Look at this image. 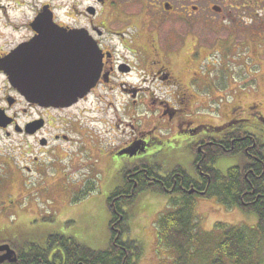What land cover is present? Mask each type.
<instances>
[{"label":"flooded vegetation","instance_id":"flooded-vegetation-1","mask_svg":"<svg viewBox=\"0 0 264 264\" xmlns=\"http://www.w3.org/2000/svg\"><path fill=\"white\" fill-rule=\"evenodd\" d=\"M252 41L264 54V0H0V137H20L18 161L3 160L25 181L68 173L80 182L94 178L87 169L93 175L134 154L145 159L125 177L139 190L144 170L161 169L184 134L198 178L184 170L196 184L182 189L198 194L216 143L214 123L202 121L203 78L215 86L204 67L249 71ZM93 61L94 86L61 104L76 74L91 77ZM241 121L216 126L232 132L231 149L245 139L234 131Z\"/></svg>","mask_w":264,"mask_h":264},{"label":"rangeland","instance_id":"rangeland-1","mask_svg":"<svg viewBox=\"0 0 264 264\" xmlns=\"http://www.w3.org/2000/svg\"><path fill=\"white\" fill-rule=\"evenodd\" d=\"M257 43L258 53L254 41L252 52L248 51L251 55L248 58L251 65L249 71L236 68L235 71L226 73L204 67L203 77L207 72V77L209 74L210 79L215 80V86L207 83L206 77L203 78L201 92L204 100L201 113L202 121H211L215 127L224 120L236 117L242 119L240 126L264 141V54L261 55L259 41ZM217 59L226 61L220 55L215 56V61ZM172 138L171 136L169 139ZM19 139V136L0 137V243H11L16 248L38 245L48 250L49 260H53L60 249L48 248V237L51 234L75 237L95 250L107 249L111 238L108 198L116 190L125 188V171L142 163L145 157L120 155L117 159L123 158L121 163L96 171L93 175L87 169L86 175L94 178L80 182H77L78 179H69L68 173L54 178V183L25 181L18 170L15 174L12 163L3 160L4 155H10L14 161H18L15 157L20 158L16 146ZM190 139L193 140L180 134V147L175 144L178 147L177 154L159 163L162 164V168L158 170L161 175L166 169L182 166L183 170H188L193 177L198 178L192 172L195 170L194 152L188 147ZM243 162L241 154L223 155L215 159V169L225 174L229 168L242 165ZM36 168L37 166L34 170ZM193 201L195 219L203 231L212 229L217 222L245 228L257 225L258 218L254 213L247 214L238 207L228 208L215 196L194 194ZM125 209L128 212V232L125 237L141 242L144 248L138 264H172L171 256L165 253L166 250L161 248V243H158L155 236L159 217L173 209L168 195L143 190L125 205ZM263 245L264 237L259 241L262 264ZM194 262L198 264V259H194Z\"/></svg>","mask_w":264,"mask_h":264},{"label":"trees","instance_id":"trees-1","mask_svg":"<svg viewBox=\"0 0 264 264\" xmlns=\"http://www.w3.org/2000/svg\"><path fill=\"white\" fill-rule=\"evenodd\" d=\"M221 128L225 130V127ZM221 128L215 127V153L200 167L199 171H204L203 182L196 185V193L215 196L228 208L238 207L247 214L254 213L258 218L254 228L217 222L212 229L203 231L195 219L194 194L182 189V186L191 189L195 181L182 177V168L167 170V177L159 176L156 168H147L144 170L147 175L140 184H143L142 188H134L135 182L129 181L127 175L125 188L116 190L108 198L111 238L107 249L95 250L75 237L51 234L48 248H60L53 260H49L48 250L38 245L16 248L10 243L18 255V263H15L138 264L144 248L141 242L125 237L128 232L125 205L145 189L168 195L173 204V209L159 217L156 224L158 236L155 235L161 248L171 256L172 264H195L194 259H198V264H262L259 241L264 237V141L258 135L239 128L234 130L236 136L245 139L231 149L232 132L226 130L222 133ZM231 154H241L244 162L221 174L215 169V159Z\"/></svg>","mask_w":264,"mask_h":264},{"label":"water","instance_id":"water-1","mask_svg":"<svg viewBox=\"0 0 264 264\" xmlns=\"http://www.w3.org/2000/svg\"><path fill=\"white\" fill-rule=\"evenodd\" d=\"M71 42V40H70ZM73 42V41H72ZM95 57H93L94 59ZM92 74L91 77H89L88 75L85 76V78H80L78 74H76V77L74 79H72L68 86H71L69 89L65 88L64 92L65 93H69V95L71 96V98L69 100L68 99V94H64L67 95L66 96V100L63 101V103H73L74 101H76L79 97L83 96L84 94H86L91 87L94 86L97 77H98V71H95V64L93 61V65H92ZM20 90H22V87L17 84ZM0 252H4L3 254L0 255V262L3 263L5 261H9L11 263L16 262L18 260L17 254L15 252V250L7 243L5 244H1L0 245Z\"/></svg>","mask_w":264,"mask_h":264}]
</instances>
